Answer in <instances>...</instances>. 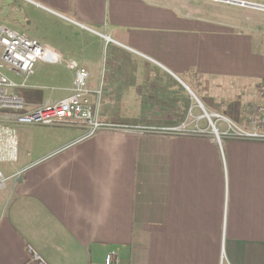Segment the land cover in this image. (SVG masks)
<instances>
[{"label": "crops", "instance_id": "crops-1", "mask_svg": "<svg viewBox=\"0 0 264 264\" xmlns=\"http://www.w3.org/2000/svg\"><path fill=\"white\" fill-rule=\"evenodd\" d=\"M187 1L4 0L0 26L63 59L7 72L25 112L70 96L74 62L115 129L14 125L0 264H104L110 251L121 264H264V141L182 133L205 129L201 113L235 126L264 86V11ZM21 21L33 30L11 28Z\"/></svg>", "mask_w": 264, "mask_h": 264}, {"label": "built area", "instance_id": "built-area-1", "mask_svg": "<svg viewBox=\"0 0 264 264\" xmlns=\"http://www.w3.org/2000/svg\"><path fill=\"white\" fill-rule=\"evenodd\" d=\"M62 61L61 55L55 51L40 45L24 34L0 26V164L12 163L17 160L18 140L14 125L81 124L87 126L90 136L101 130L115 129L111 125L101 124L95 119L87 89L89 72L74 62L67 64V67L74 71L70 96L56 104H47L31 112H25L24 101L11 92L16 85L8 78L6 72L26 79L33 73L38 62L55 65ZM255 117L256 119L250 122V125H253V131L252 128H249L248 132L237 129L243 133V136L238 135V138L264 141V135H260L264 132L263 108L257 109ZM248 118L251 120L252 115ZM231 127L232 130H236L237 126L231 125ZM218 137L216 134V138ZM5 184L6 179L0 171V190L5 188ZM34 259L44 264L35 254ZM104 264H121L118 253L116 251L108 252Z\"/></svg>", "mask_w": 264, "mask_h": 264}, {"label": "rangeland", "instance_id": "rangeland-1", "mask_svg": "<svg viewBox=\"0 0 264 264\" xmlns=\"http://www.w3.org/2000/svg\"><path fill=\"white\" fill-rule=\"evenodd\" d=\"M198 1H202L203 2V4H206V2H204L203 0H188L187 1V4H189V5H192V6H195V4H198L197 2ZM211 1V0H210ZM201 2V3H202ZM211 2H213V1H211ZM219 1H217V2H213V3H218ZM3 5H4V0H0V22L1 23H3ZM225 7H227V6H225ZM225 7H220V9L221 10H223V11H226L225 10ZM205 10H209L208 8H205L204 9V12H205ZM230 11V10H229ZM254 15H256V17L258 16V14H254ZM248 18H252V16L250 17V16H248ZM253 19V18H252ZM219 20L221 21V20H223L221 17L219 18ZM11 28H14V29H16V30H18L19 32H26L27 34H28V32L29 31H32L33 30V28H31V27H28L26 24H24L22 21H21V23L20 24H17L15 27L14 26H12ZM263 40V47H262V50H263V48H264V39H262ZM35 71H36V68L34 69V73H35ZM6 74L8 75V76H10V78H12V79H15V78H13L12 77V75L11 74H8L7 72H6ZM97 85H99V83H97ZM255 90H258V91H255L252 95H251V98H250V101L251 102H249L248 104H245V105H241V106H239L238 107V116H239V118L240 119H237L235 122H234V120H232L234 123H235V126H237L236 127V130L234 129V130H232L233 128L231 127V125L228 123V120L229 119H224V117H226L227 116V113H226V110L223 112V111H221L222 113H220L219 115H211L209 118L207 117V114L206 113H204L203 115H202V113L201 112H199V113H201L200 114V116L198 117V119H196V121L198 122V121H201V120H204V127H205V129H203V130H198V131H182V133H185V134H188V132L190 133V132H195V133H198V134H203V133H208L209 135H211V136H213V137H215L216 138V135H214L213 134V132H212V126H214L215 124H214V122H216V129H218V130H216V134H217V136H219V137H221V135H219L220 133H223V134H225V136H227V135H229V136H234L235 138H238L237 136L238 135H242L243 136V133L242 132H240V131H238L239 129L241 130V131H245V132H248V130H249V128L251 127L252 128V126L253 125H250V122H252L254 119H256V117H255V115H257V109L259 108V107H261V108H263V110H264V86H260V88L259 89H255ZM238 100V99H237ZM196 103H197V101H196ZM237 105V104H236ZM197 106V105H196ZM196 109L198 110V111H200L199 110V107L197 106L196 107ZM243 111H245V115H244V113H242ZM252 112V113H251ZM194 113V112H193ZM252 115V119L250 120L248 117H250L251 115ZM197 115H199V114H192V115H189V117L191 118V116L193 117V119H195V116H197ZM203 116V117H202ZM227 118V117H226ZM261 118H263V117H261ZM260 119V118H259ZM233 122H231V123H233ZM221 123H225L224 124V126L221 124ZM232 128V129H231ZM246 128V129H245ZM238 129V130H237ZM243 129V130H242ZM261 130V129H260ZM264 130V129H263ZM252 131H253V128H252ZM235 132V133H234ZM258 134H260L259 132H258ZM260 135H264V132L263 133H261ZM0 170L2 171V173L4 174V172H5V170H6V165H4V164H0ZM4 177H5V174H4ZM7 185V184H6Z\"/></svg>", "mask_w": 264, "mask_h": 264}, {"label": "water", "instance_id": "water-1", "mask_svg": "<svg viewBox=\"0 0 264 264\" xmlns=\"http://www.w3.org/2000/svg\"><path fill=\"white\" fill-rule=\"evenodd\" d=\"M220 1H223L225 3H231V4H234V5L252 7V8L264 11V7H262V6H257V5H252V4L242 3V2H239V1H232V0H220ZM207 117L209 118L210 116L207 115ZM212 132H213L214 135H216V130H215V128L213 126H212Z\"/></svg>", "mask_w": 264, "mask_h": 264}, {"label": "trees", "instance_id": "trees-1", "mask_svg": "<svg viewBox=\"0 0 264 264\" xmlns=\"http://www.w3.org/2000/svg\"><path fill=\"white\" fill-rule=\"evenodd\" d=\"M220 135V134H219Z\"/></svg>", "mask_w": 264, "mask_h": 264}]
</instances>
